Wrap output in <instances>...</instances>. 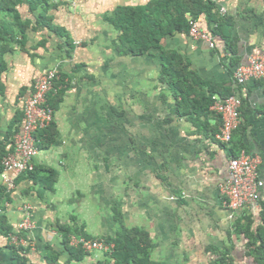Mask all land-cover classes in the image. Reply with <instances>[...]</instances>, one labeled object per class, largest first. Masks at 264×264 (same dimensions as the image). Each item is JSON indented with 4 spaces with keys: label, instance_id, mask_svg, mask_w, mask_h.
I'll return each instance as SVG.
<instances>
[{
    "label": "crops",
    "instance_id": "1",
    "mask_svg": "<svg viewBox=\"0 0 264 264\" xmlns=\"http://www.w3.org/2000/svg\"><path fill=\"white\" fill-rule=\"evenodd\" d=\"M53 1L51 21L63 35L28 29L24 48L16 45L6 54L1 74L0 148L5 142L13 147L35 79L52 69L63 77L55 130L47 141L41 131L35 134L34 166L53 169V187L43 190L40 169L32 179L18 175L1 207L12 233L32 241L22 255L25 264H64L68 253L59 226L80 233L75 236L105 239L116 231L117 211L127 227L148 231L152 258L160 264H209L216 251L229 246L236 264H255L247 254L249 240L236 225L248 218L253 231L264 227V185L258 203L233 218L219 185L230 176L233 151L258 157L264 182V81L237 84L233 77L237 63L245 64L252 53L264 55V0H214L231 22L223 31L234 40L235 54L216 36L214 48L175 30L161 40L163 51H176L200 82L217 91L214 98L227 92L241 98L240 124L228 144L216 139L221 120L210 108L206 115L178 113L173 91L159 80L160 49L119 54V33L109 16L154 0ZM162 18L170 25L167 13ZM197 21L206 31L215 26L204 14ZM5 175L9 172L0 174L3 185ZM26 204L33 227L23 232ZM18 246L0 233V264H22ZM54 253L58 257L51 263ZM94 261L88 256L83 262Z\"/></svg>",
    "mask_w": 264,
    "mask_h": 264
},
{
    "label": "trees",
    "instance_id": "2",
    "mask_svg": "<svg viewBox=\"0 0 264 264\" xmlns=\"http://www.w3.org/2000/svg\"><path fill=\"white\" fill-rule=\"evenodd\" d=\"M181 1V3H178ZM56 6L53 0H0V87L1 74L6 69L5 56L12 52L17 45L24 48L27 40L28 29L44 28L50 30L60 37L63 32L52 24V16L49 12ZM175 10L168 12L167 8ZM25 9V11H24ZM170 25H163L162 14H166ZM204 14L208 24L214 23L210 28V33L216 37H221L225 42V48L231 54H235V42L228 32H224L225 27H230L231 22L227 16H223L217 8L214 0H154L151 4L139 7H122L109 16V22L118 31L116 46L120 55H142L152 49H160L162 59V69L159 80L165 83L173 91L177 100L178 113L185 115H206L213 104L214 94L217 91L203 84L189 70L188 64L183 62L176 51H163L161 40L169 33L175 31L188 33L189 20ZM172 16V17H170ZM69 44V52L73 49ZM238 63L235 65V67ZM234 67V68H235ZM208 87L210 89H208ZM63 77L54 80L53 88L47 96V103L53 109H57L63 95ZM234 93H225L221 97H227ZM20 119H17L18 123ZM15 123V121H14ZM20 127H15L13 135L19 131ZM55 130L53 122L45 129L41 130V138L48 140L51 132ZM221 130V127L219 131ZM5 142L0 148V174L3 171L2 159L12 150ZM233 151L231 157L237 156ZM39 169L43 172L40 184L44 189H51L55 181L56 173L50 168L35 167L30 172L24 173L28 178H33L38 174ZM9 194L6 187L0 183V209ZM116 231L112 236L105 238L106 241L114 244L111 253H107L102 259L94 262H83L89 255L78 247L69 244L70 236L76 230L67 225H60L59 231L62 235V242L68 253V258L64 264H160L152 258L154 243L148 231L139 227H127L124 224L123 216L116 212ZM251 221L247 218L244 222H238L236 227L249 240L247 243V254L254 259L255 264H264V227L253 231L250 228ZM75 231V232H74ZM0 233L5 236L12 234L4 213H0ZM80 234V233H75ZM19 236H22L19 234ZM86 237H90L87 236ZM26 246L16 247L20 256H16L19 263L25 264L22 257L26 254ZM224 251L219 250L214 253V258L209 264H236L231 256V246ZM57 254L48 258L49 262H55Z\"/></svg>",
    "mask_w": 264,
    "mask_h": 264
},
{
    "label": "built area",
    "instance_id": "3",
    "mask_svg": "<svg viewBox=\"0 0 264 264\" xmlns=\"http://www.w3.org/2000/svg\"><path fill=\"white\" fill-rule=\"evenodd\" d=\"M220 12L224 13V8L220 7ZM188 35L193 40L205 41L210 48L215 47V36L202 29L195 19L189 20ZM233 77L237 84L252 80L264 81V55L250 54L245 64H239L234 68ZM57 79H59V74L55 69L41 74L35 79L30 95L24 100L21 127L15 135L12 150L3 157L1 162L3 171L9 172V175L4 176L7 192L14 187L15 177L34 169L33 160L39 152L38 139L35 134L47 128L53 121L54 111L47 103V94L53 88L54 80ZM213 99L210 109L221 120V130L216 134V139L228 144L234 130L240 124L242 101L237 94ZM258 163V157H252L244 151L230 158L228 163L230 176L219 185L222 204L230 211V218H233L237 211L258 203L259 190L264 185V182L258 178ZM23 213L19 230L28 232L33 227L30 217L31 206L24 205ZM8 238L10 243L15 245L26 247L32 245L29 238L19 236L17 233L9 234ZM69 244L82 249L94 259H97L99 254L103 256L110 254L114 248V244L104 238L90 239L75 235L70 236Z\"/></svg>",
    "mask_w": 264,
    "mask_h": 264
},
{
    "label": "rangeland",
    "instance_id": "4",
    "mask_svg": "<svg viewBox=\"0 0 264 264\" xmlns=\"http://www.w3.org/2000/svg\"><path fill=\"white\" fill-rule=\"evenodd\" d=\"M102 258H103V254H101V256L98 257L96 260H98V259H102Z\"/></svg>",
    "mask_w": 264,
    "mask_h": 264
}]
</instances>
